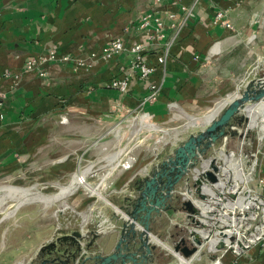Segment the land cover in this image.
Masks as SVG:
<instances>
[{
    "label": "crops",
    "instance_id": "crops-1",
    "mask_svg": "<svg viewBox=\"0 0 264 264\" xmlns=\"http://www.w3.org/2000/svg\"><path fill=\"white\" fill-rule=\"evenodd\" d=\"M219 10L226 11L232 28L216 20ZM148 12L153 14L150 25L140 27ZM154 16L164 22L161 40L153 37ZM173 23L178 34L161 66L157 58L176 31ZM117 37L129 47L143 43L145 61L156 66L148 79L135 73L127 91L111 83L127 74L134 54L124 51L109 60L101 56ZM30 60L36 66L27 70ZM262 75L264 0H0V182L23 181L25 198L34 179L47 194L58 191L44 202L22 201L11 217L0 219V264H30L46 244L76 231L88 234L82 243L97 233L92 249L112 252L120 237L118 219L124 215L120 207L135 194L132 180L149 166H138L142 159L134 150V167L108 173L103 196L96 198L77 185L76 175L92 163L101 174L107 172L113 148L127 140L130 117L140 114L137 108L151 81L162 82V91L145 110L171 135L199 126L207 108L213 107L215 116L227 103L221 104L225 96ZM246 142L257 153L264 147L251 136ZM259 161L264 177V153L259 152ZM90 181L96 184L97 176ZM172 214L174 225L179 219L193 223L185 211ZM241 259L264 264V245ZM153 264L178 262L162 261L156 253Z\"/></svg>",
    "mask_w": 264,
    "mask_h": 264
},
{
    "label": "built area",
    "instance_id": "built-area-1",
    "mask_svg": "<svg viewBox=\"0 0 264 264\" xmlns=\"http://www.w3.org/2000/svg\"><path fill=\"white\" fill-rule=\"evenodd\" d=\"M186 14L191 13V8L184 6ZM175 18V14H170ZM153 18L151 12L146 13L140 22V27L147 28ZM156 28L153 37L161 40L164 37V22L159 16H154ZM216 20L223 25L232 28V23L227 18L226 11L219 10ZM176 28L173 36L165 43L164 48L157 58L161 66H166L172 42L178 34L176 23L171 25ZM152 35V34H151ZM145 45L141 42H134L130 47L120 38H114L107 42L102 50L101 56L105 60L113 58L124 51L134 54L133 61L129 66L127 74L123 77L112 79L111 85L121 91H127L130 78L138 73L142 79H148L155 70L154 65L148 64L143 52ZM93 53L92 56H95ZM36 66V60H30L27 70ZM162 82L151 81L150 91L144 96L137 109L143 126H150L159 129L155 122L151 120V115L145 107L154 103L161 94ZM251 125H248L239 139L236 148L228 146V137L203 157L200 164L194 167L183 182V185L176 188V194L181 202L191 200L197 209V213L189 218L193 223L186 224L188 233H183L173 242V247H169V252L177 257L180 264H236L241 258H246L248 251L256 245H264V177L260 174L259 152L264 153V147L257 152L248 149L246 146L247 133L250 132ZM238 133L242 134V127L234 126ZM260 144H264V130L260 138H256ZM215 161L217 170L212 167ZM136 157L131 149L122 148L110 164L107 172L101 174L97 163H92L77 175V185L85 188L90 195L97 194L103 196L101 187L105 176L112 173L116 168L129 170L134 167ZM208 170L216 176L212 181L204 176ZM97 176V183L90 181L91 177ZM200 179L201 183L196 184ZM104 185V183H103ZM177 226H182V222L177 221ZM202 239L201 244H197L195 236ZM159 243V242H157ZM198 246V250L190 256H184L181 252L175 251V245ZM223 244V247L219 246ZM248 264V263H246Z\"/></svg>",
    "mask_w": 264,
    "mask_h": 264
},
{
    "label": "water",
    "instance_id": "water-1",
    "mask_svg": "<svg viewBox=\"0 0 264 264\" xmlns=\"http://www.w3.org/2000/svg\"><path fill=\"white\" fill-rule=\"evenodd\" d=\"M262 103L264 75L249 80L243 90L237 92L218 114L208 119L204 129L181 141L150 174L136 181L138 185L134 196H127V203L120 207L124 215L118 219L120 237L112 252L102 254L92 249L97 233H93V240L89 243H82L88 234L76 231L74 234L59 236L46 244L30 264H153L157 242L152 238L151 220L171 210L185 211L189 217L197 213L191 200L182 201L179 207L173 205L172 201L177 195L176 188L188 178L191 170L200 164L202 158L210 153L220 139L238 133L234 126L236 123L242 125L248 122L250 107ZM212 167L214 170L218 169L215 161L212 162ZM204 176L212 181L216 180L210 170ZM162 177L167 178L166 185L162 188L164 192L162 198L157 197L154 201L152 196L159 189L158 184ZM200 183L201 180L197 179L196 184ZM69 240H73V243L68 244ZM195 241L197 244L202 243L197 235ZM219 247L222 248L223 244ZM174 248L184 256H190L198 250V246H182L179 243Z\"/></svg>",
    "mask_w": 264,
    "mask_h": 264
},
{
    "label": "rangeland",
    "instance_id": "rangeland-1",
    "mask_svg": "<svg viewBox=\"0 0 264 264\" xmlns=\"http://www.w3.org/2000/svg\"><path fill=\"white\" fill-rule=\"evenodd\" d=\"M244 65L239 66L240 69H242ZM262 72V70H259ZM244 85L238 87V91L240 92L243 90ZM233 98V96H225L223 98L221 104L228 100L230 101ZM227 101V102H228ZM213 107L210 109L207 108V110H204L201 112L200 120L201 123L199 126L194 127L193 129H185L181 133H171V135L164 133L160 128L159 129H153L150 126H143V124H140L139 121V115L135 114L134 117H130L132 119V122H130V128H129V134L127 137V140L125 138V142L123 145H116V147L113 148V159H115V156L121 151L122 148L131 149L132 151H136L140 154V160L142 159L143 164H141L142 161H139L138 166H142L144 169V166H149L148 171L143 172L142 176H137L135 179H133L131 183V188L135 189L134 187L137 186L136 180H139L141 178L146 177L148 174L151 173L152 169L155 167V164H159V162L166 157L167 154L172 153L176 146L183 140L187 139L192 133H197L205 128L206 123L205 121H208L212 117V114L216 111H212ZM259 111H262L261 108H259ZM221 110V109H220ZM220 110L217 112V114L220 112ZM264 112V110H263ZM210 115V117H209ZM132 116V115H131ZM250 116V115H249ZM261 112H259V118L255 125L251 124V116L249 117L248 122L244 123L243 125L239 126L242 127V135L245 131L246 127L248 125H251V128L249 129L250 132L247 133L246 137H250L253 139L260 138L262 129H261ZM203 122V124H202ZM195 123V121H194ZM205 123V124H204ZM202 124V125H201ZM143 126V127H142ZM252 130V131H251ZM114 131V137L117 136L120 138V131L113 129ZM195 131V132H194ZM261 132V133H260ZM241 133H237L234 136H229L228 144L231 148H236L238 145V140L242 137ZM224 138L220 139L216 146L210 150L214 151L217 145L221 144L223 142ZM166 142V143H164ZM259 143V142H258ZM121 147V149H120ZM145 163V164H144ZM133 168V167H132ZM131 168V169H132ZM21 183V184H20ZM20 183H17V181H3L0 182V219H7L12 216L16 206L25 200H36L39 202H44L50 199L52 196H54L57 192H51L47 194V192H44L41 188L42 182H37V180L34 179L33 182V189L32 193L28 195V198H25V185L23 184V181H20ZM180 186L183 185L181 182L179 184ZM63 191V190H62ZM51 195V196H50ZM60 194H57V196ZM95 198L97 197V194L92 195ZM56 197V196H55ZM54 197V198H55ZM172 212L175 211H169L166 214H164L162 217H159L156 219V221L153 222L152 225V238L159 237L161 242L157 243L156 253L160 255L162 261H171V259L177 260L178 264L179 261L177 257H174L169 251V247L172 248L173 242L178 238L180 234L188 233V227L183 222V219H179L180 222H182V226H177V224L171 223V215ZM180 218H182V213H180ZM154 234V235H153ZM164 240V241H163ZM155 242V241H154ZM156 243V242H155ZM168 247V248H167ZM168 252V253H167Z\"/></svg>",
    "mask_w": 264,
    "mask_h": 264
},
{
    "label": "bare ground",
    "instance_id": "bare-ground-1",
    "mask_svg": "<svg viewBox=\"0 0 264 264\" xmlns=\"http://www.w3.org/2000/svg\"><path fill=\"white\" fill-rule=\"evenodd\" d=\"M259 108H261V110L262 111H259ZM263 110H264V103H262V104H258V105H253L252 107H250V109H249V113H250V116H251V124L252 125H255L256 123H257V121H258V118H259V112H261V116H262V118H261V120H262V124L260 125L261 126V129L262 130H264V112H263ZM136 117V116H135ZM209 117H210V115H209ZM139 121H141V120H139ZM141 124V123H140ZM143 127V126H142ZM251 128V127H250ZM261 133V132H260ZM77 176V175H76ZM69 188H66L64 191L65 192H69ZM65 192H63L62 194H60V195H56V197L54 198V199H59V197H61L63 194H65ZM103 192V191H102ZM63 196H65V195H63ZM154 235V234H153ZM153 240L155 241V242H161V240H160V238L159 237H153ZM164 241V240H163ZM168 248V247H167Z\"/></svg>",
    "mask_w": 264,
    "mask_h": 264
},
{
    "label": "flooded vegetation",
    "instance_id": "flooded-vegetation-1",
    "mask_svg": "<svg viewBox=\"0 0 264 264\" xmlns=\"http://www.w3.org/2000/svg\"><path fill=\"white\" fill-rule=\"evenodd\" d=\"M155 169V167L153 168ZM169 170V168L167 169V171ZM170 173V172H169ZM166 182H167V178L166 177H162L161 181L159 182L158 186H159V189L156 190V193L153 194L152 196V199L155 201L158 198H162V193L164 192V190H162V188L166 185ZM169 202V201H167ZM149 203V202H148ZM173 205H175L176 207L180 206L181 204V200H180V197L179 196H175V199L172 201ZM172 211V210H171ZM158 217L154 218L151 220V226L153 225V222L156 221Z\"/></svg>",
    "mask_w": 264,
    "mask_h": 264
},
{
    "label": "trees",
    "instance_id": "trees-1",
    "mask_svg": "<svg viewBox=\"0 0 264 264\" xmlns=\"http://www.w3.org/2000/svg\"><path fill=\"white\" fill-rule=\"evenodd\" d=\"M245 259H246V258H245ZM243 263L246 264V263H245V260L240 259V261H238V263H236V264H243Z\"/></svg>",
    "mask_w": 264,
    "mask_h": 264
}]
</instances>
